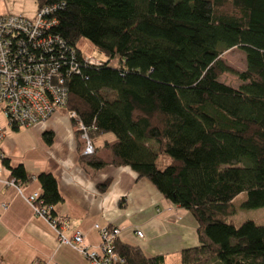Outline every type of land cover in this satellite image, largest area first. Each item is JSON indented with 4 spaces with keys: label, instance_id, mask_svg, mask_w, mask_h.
Returning <instances> with one entry per match:
<instances>
[{
    "label": "trees",
    "instance_id": "1",
    "mask_svg": "<svg viewBox=\"0 0 264 264\" xmlns=\"http://www.w3.org/2000/svg\"><path fill=\"white\" fill-rule=\"evenodd\" d=\"M37 2L55 6L52 32L67 46V63L72 48L80 60L82 37L104 56L102 65L80 60L76 71H63L69 91L62 109L77 113L90 138L112 133V163L148 178L195 218L197 244L181 249L175 264H264V224L229 221L243 192L241 206H264V0ZM234 47L246 60L238 86L219 79L232 71L222 55ZM44 138L50 142L52 133ZM80 158L105 165L95 151ZM2 163L20 186L32 179L22 163ZM36 178L37 203L58 215L55 176ZM115 250L128 264H166L164 255L146 256L118 238Z\"/></svg>",
    "mask_w": 264,
    "mask_h": 264
},
{
    "label": "crops",
    "instance_id": "2",
    "mask_svg": "<svg viewBox=\"0 0 264 264\" xmlns=\"http://www.w3.org/2000/svg\"><path fill=\"white\" fill-rule=\"evenodd\" d=\"M37 8V0H0V14L34 17ZM0 124V264H89L79 251L59 242L54 228L21 195L42 191L36 178L41 171L55 176L63 197L54 212L68 216L89 247L100 245L97 223L118 227L119 240L139 246L146 256L164 255L166 264H175L181 249L197 244V223L189 210L165 198L131 167L112 163V133H94L91 138L95 155L105 162L97 169L81 160L84 140L65 109L17 130L7 121ZM45 132L52 133L50 142ZM4 157L12 166L22 163L32 177L22 184L21 194L10 182ZM64 233L70 235L71 230Z\"/></svg>",
    "mask_w": 264,
    "mask_h": 264
},
{
    "label": "built area",
    "instance_id": "3",
    "mask_svg": "<svg viewBox=\"0 0 264 264\" xmlns=\"http://www.w3.org/2000/svg\"><path fill=\"white\" fill-rule=\"evenodd\" d=\"M55 6L44 5L37 9L34 18L21 14H0V113L6 121L20 126H31L48 119L68 101V86L64 72L76 71L82 60L86 65H102L104 59L76 49L70 50L71 61L67 63L63 39L52 32L57 20L52 17ZM76 61V65L74 63ZM70 64L69 70L66 68ZM68 67V66H67ZM67 114L75 120V128L84 140V154L95 151L88 127L73 110ZM0 124V140L3 138ZM13 184L15 181L10 180ZM16 186H20L15 183ZM40 192L35 191L27 199L37 215L47 219L56 230L59 242L79 251L89 264H128L115 250L119 228L95 224L100 234V245L89 247L81 230L74 227L68 216L51 215L50 208L37 203ZM71 230L70 235L64 233ZM142 237L143 232L137 230ZM34 264H42L36 261Z\"/></svg>",
    "mask_w": 264,
    "mask_h": 264
},
{
    "label": "rangeland",
    "instance_id": "4",
    "mask_svg": "<svg viewBox=\"0 0 264 264\" xmlns=\"http://www.w3.org/2000/svg\"><path fill=\"white\" fill-rule=\"evenodd\" d=\"M34 17H29V18H34ZM77 45L86 54H92L94 56L104 57L96 48H94L92 42L89 39H87L86 37H82L78 41ZM222 56H223L224 61L232 68V71H225L224 73H222L220 75L219 79L221 81L227 83V84L238 86L240 84L241 80L237 76L236 72L246 68V60H245L244 52L241 49L234 47V48L229 49L226 52H224V54ZM5 120L6 119L3 115V113H0V123L6 122ZM82 154H84L83 149H82ZM165 155L166 154H163L158 161V164L160 167H163L164 164H166V161H165L166 158L165 157H167V156H165ZM13 185H15V183H13ZM16 187H17L19 193L20 192L23 193L21 186H16ZM30 194L31 193L21 194V195H23L24 199L27 202H29V200L27 199L28 198L27 196ZM245 198H246V193H244V192L239 194L237 197H235L234 202H235L237 211L233 216H231L229 218V221L233 222L236 225H239L241 222H243L247 219H251V220H254L255 222H257L259 224H264V206L257 207V208H244L243 206H241V203ZM31 207L34 209L33 206H31ZM49 224H50V222H49ZM110 226H112V225H110ZM54 230H55V228H54Z\"/></svg>",
    "mask_w": 264,
    "mask_h": 264
}]
</instances>
